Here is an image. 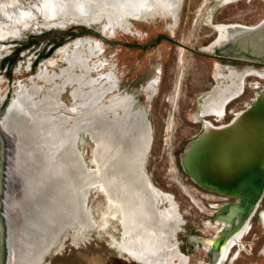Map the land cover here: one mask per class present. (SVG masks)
<instances>
[{
  "label": "rangeland",
  "instance_id": "obj_1",
  "mask_svg": "<svg viewBox=\"0 0 264 264\" xmlns=\"http://www.w3.org/2000/svg\"><path fill=\"white\" fill-rule=\"evenodd\" d=\"M22 1L15 8L17 15L13 14L12 18L0 15L3 26L12 32L0 37V44L4 45L0 48V96L6 94L0 99V107L6 103L0 116L7 110L18 83L29 86L33 79L36 83L51 85L36 78L37 72L46 69L51 74L60 73L67 65L65 57L71 55L76 41L96 43L94 54L87 61L88 76L98 79L97 90L107 87L108 74L116 77V88L101 97L103 103L114 92L131 96L133 110H146L151 140L144 162L145 172L153 185L172 196L178 206L182 223L175 241L179 251L188 256L187 264H205L207 250L199 242H188V237L214 234L215 228L206 222L211 221L214 207L210 203L216 200L212 196L215 192L189 179L179 164L178 153L186 141L201 130L203 117L212 120L213 124L226 122L251 102L264 85V77L245 75L247 68L264 72V64L214 57L198 49L217 34L207 17L214 23L253 24L264 16V0H236L227 4H221L220 0H180L176 21L160 2L159 8L148 10L140 18L125 17L121 23L109 22L104 10H101L102 15L100 12L92 16L96 21L90 23L61 14L51 19L44 16L46 7L41 5L42 0ZM28 12L32 15L19 23L18 14L24 17ZM114 15L119 16V11L114 10ZM46 21L54 24L42 25ZM60 21L64 23L60 24ZM86 28L96 29L112 41L107 42L92 32L79 33ZM179 56L182 62H179ZM219 66L222 73L233 68L244 73L242 90L229 101L231 104H225V115L221 119L215 120L212 115L196 119L203 99L220 81L215 77ZM80 70L79 66H74L75 73ZM179 76V92L173 102L171 98ZM54 79L57 83L62 82L58 76ZM74 85L67 82L63 87L59 86V100L63 103L59 110L70 116L76 115L71 108L83 107L78 103L81 98L74 97L71 92ZM84 88L89 89V86ZM76 144L87 164L94 167L91 160L94 141L89 132L80 130ZM10 146L9 136L0 125V180L6 174ZM90 192L87 204L101 221L102 213L107 209L106 198L99 189L92 187ZM166 202L159 208L168 206ZM108 217L106 228H88L82 236H77V227H68L41 264H141L113 245V236L120 237V227L115 216ZM250 222L251 230L229 250L223 264H264V194Z\"/></svg>",
  "mask_w": 264,
  "mask_h": 264
},
{
  "label": "bare ground",
  "instance_id": "obj_2",
  "mask_svg": "<svg viewBox=\"0 0 264 264\" xmlns=\"http://www.w3.org/2000/svg\"><path fill=\"white\" fill-rule=\"evenodd\" d=\"M20 1L0 0V15H17L15 8ZM220 1L227 4L236 0ZM160 2L175 20L180 0H42L41 5L46 7L44 16L51 19L61 14L90 23L96 21L92 16L100 12L102 15L104 10L109 22L121 23L125 17L140 18L148 10L159 8ZM114 10L120 15L115 16ZM30 15L18 14L19 23ZM207 21L215 29L225 25L214 23L211 17ZM0 22V37L11 34ZM75 44L71 55H65L68 63L60 73L41 69L35 75L51 85L33 79L29 86L18 83L7 110L0 116V125L11 144L6 174L0 180V264H41L68 227H77V236H82L88 228L104 227L109 215L115 216L120 227V237L113 236V245L127 257L141 264H187L188 256L179 251L175 241L182 223L178 206L172 196L153 185L144 169L151 140L146 110H133L131 96L114 92L103 103L101 97L113 90L116 77L108 74L107 87L97 90L98 79L88 76L87 65L97 44L82 39ZM3 46L0 44V48ZM75 65L80 67L79 73H75ZM247 74L264 77V72L253 67L247 68ZM245 75L234 69L222 73L219 66L215 77L220 81L201 103L196 119L207 115L222 118L225 104L242 90ZM55 76L62 82L57 83ZM180 79L181 76L171 98L173 102ZM67 82L75 84L71 92L81 98L78 103L83 106L71 108L76 111L72 116L59 110L63 106L59 86ZM80 130L88 131L94 141V167L87 164L76 144ZM92 187L101 190L107 201L101 221L87 204ZM164 201L168 206L160 209ZM248 222L222 247L228 244L219 264L226 261L232 246L241 242V232ZM206 224L212 225L209 220ZM210 240L202 247L208 249Z\"/></svg>",
  "mask_w": 264,
  "mask_h": 264
},
{
  "label": "water",
  "instance_id": "obj_3",
  "mask_svg": "<svg viewBox=\"0 0 264 264\" xmlns=\"http://www.w3.org/2000/svg\"><path fill=\"white\" fill-rule=\"evenodd\" d=\"M84 32L112 41L94 28L79 31ZM198 50L214 57L264 64V16L253 24L217 27L216 36ZM178 159L192 182L233 198L211 204L217 210L213 220L223 223L219 230L211 237H193L201 244L213 238L209 248L216 258L219 249L245 226L264 194V85L230 120L212 124L203 119L201 130L186 141Z\"/></svg>",
  "mask_w": 264,
  "mask_h": 264
},
{
  "label": "flooded vegetation",
  "instance_id": "obj_4",
  "mask_svg": "<svg viewBox=\"0 0 264 264\" xmlns=\"http://www.w3.org/2000/svg\"><path fill=\"white\" fill-rule=\"evenodd\" d=\"M222 58V57H221ZM224 58V57H223ZM254 63V62H253ZM259 64H262V63H259ZM234 69V68H233ZM234 70H236V69H234ZM237 71V70H236ZM208 95V94H207ZM206 95V96H207ZM205 96V97H206ZM205 99V98H204ZM203 99V100H204ZM200 108H201V106H200ZM199 115H200V112H199ZM223 115H225V110H224V113H223ZM218 119H221V118H218ZM215 120H217L216 118H215ZM210 121H212V120H210ZM213 122V121H212ZM211 122V123H212ZM214 123V122H213ZM212 123V124H213ZM219 123H222V122H218V123H215V124H219ZM208 190H210V191H213V192H215V194H212V196L214 197V199H216V200H214V202H212V203H210V205L211 204H213V203H222V202H227V201H231V200H233V198H231V197H229V196H226V195H224V194H222V193H220V192H218V191H216V190H214V189H208ZM223 195V196H222ZM263 197V196H262ZM261 200H262V198H261ZM261 200L259 201V203H258V205L256 206V208H255V210H254V212H253V214H252V216L253 215H255V213L258 211V207H259V205H260V202H261ZM216 209L214 208V210L212 211V213H211V215H210V218H211V227H214L215 228V230H214V232L215 231H217L219 228H220V226H221V224L220 223H215V221L213 220V218H214V216H215V213H216ZM252 216L250 217V219L252 218ZM250 219H249V222L247 223V225H248V228L246 229V227H247V225H246V227H245V229L241 232V233H243L242 234V236H241V239H242V237L244 236V234H246V233H248L250 230H251V228H252V223L250 222ZM218 224V225H217ZM246 230V231H245ZM245 231V232H244ZM213 235V234H212ZM193 237L194 236H189L188 237V242H190L191 244L192 243H197V241L196 240H194L193 239ZM227 246H228V244H227ZM226 246V247H227ZM225 247V248H226ZM233 247V246H232ZM225 248L224 249H222V247H221V249H219V252H218V255H217V257L216 258H214L213 257V250H212V248L210 247V248H208V249H206L207 250V261L205 262V264H219V262L222 260V257H223V252H224V250H225ZM229 253V252H228ZM227 256H228V254H227ZM227 256H226V258H227Z\"/></svg>",
  "mask_w": 264,
  "mask_h": 264
}]
</instances>
